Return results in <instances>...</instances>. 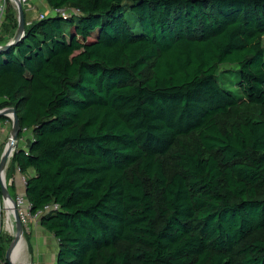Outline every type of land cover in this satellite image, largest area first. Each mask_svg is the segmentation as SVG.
<instances>
[{
    "label": "trees",
    "instance_id": "trees-1",
    "mask_svg": "<svg viewBox=\"0 0 264 264\" xmlns=\"http://www.w3.org/2000/svg\"><path fill=\"white\" fill-rule=\"evenodd\" d=\"M45 2L76 13L24 15L0 110L55 264H264V0Z\"/></svg>",
    "mask_w": 264,
    "mask_h": 264
},
{
    "label": "rangeland",
    "instance_id": "rangeland-1",
    "mask_svg": "<svg viewBox=\"0 0 264 264\" xmlns=\"http://www.w3.org/2000/svg\"><path fill=\"white\" fill-rule=\"evenodd\" d=\"M6 11H7V9H6ZM6 11H5V13L3 15H0V18H1L0 20L3 19L1 21V24H0V35H2L5 32V30H7V29H15V31L17 30L18 17L15 16L13 11H12L13 18L8 23H4L5 17L7 15H10L9 11H7V13H6ZM40 14L46 15L45 13H40ZM25 21H26V19H25ZM130 22H131V24L134 23L131 20H130ZM262 43H263V46H264V37L262 39ZM7 119L8 120L6 122L1 124V128H0V151L1 152L3 151V149L5 148L7 143L9 142V138H10L11 133H12V121H11L10 118H7ZM30 137H31L30 131H23L22 132V137L19 140L16 141V143H15L16 146L15 147H17V146L18 147H24L26 141L28 139H30ZM8 166H9V164H8ZM8 166H7V169H8ZM7 169H6V172H7ZM16 174L18 175L19 179L24 182V177L22 175H20L18 172H16ZM5 179H6V174H5ZM13 180H14V176H13ZM9 184H10V182L7 183V185H9ZM20 196H23V195L22 194H16L14 199H16L17 197H20ZM15 208L17 210L16 205H15ZM5 214H6V210L4 208V205H3L2 199H1V205H0V231H1L2 234H4V236L7 235L9 237V241L6 244V250H7L10 247L11 241L13 239L12 238L13 232L11 234L12 228H11V225H10L9 222H8V224H9V226H8V224L6 222V219H5ZM25 220H26V224L27 225L26 226L23 225V233H22L23 234V239L25 241V249L20 251V259H21L22 262H24L23 264H30L29 263V261L31 260L30 256H32V250H33V248L30 246V243L32 242L31 241V232H32L34 227H37L39 225V219H38V217H29L28 215H25ZM5 225H6V230L8 232L5 230ZM20 264H22V263H20Z\"/></svg>",
    "mask_w": 264,
    "mask_h": 264
},
{
    "label": "crops",
    "instance_id": "crops-1",
    "mask_svg": "<svg viewBox=\"0 0 264 264\" xmlns=\"http://www.w3.org/2000/svg\"><path fill=\"white\" fill-rule=\"evenodd\" d=\"M31 9L24 11L26 21H33L40 13L50 14L51 8L47 5L45 0H29ZM1 19V18H0ZM3 20V19H2ZM0 20V24L1 21ZM9 32L0 35V44H7L12 40ZM21 181L18 175H14L15 195H24V182ZM30 246L33 248L32 256H30V264H55L58 244L56 239L43 229L40 225L34 227L31 232ZM32 262V263H31Z\"/></svg>",
    "mask_w": 264,
    "mask_h": 264
},
{
    "label": "water",
    "instance_id": "water-1",
    "mask_svg": "<svg viewBox=\"0 0 264 264\" xmlns=\"http://www.w3.org/2000/svg\"><path fill=\"white\" fill-rule=\"evenodd\" d=\"M17 3V17H18V26H17V30L15 33V36L13 37V39L3 45L0 46V51H3L7 48H9L10 46L14 45L17 41H19L23 35H24V30H25V24H24V13H23V9L21 4L16 1ZM0 116H5L7 118H10L12 121V133L11 136L9 138V142L7 143V145L5 146V148L3 149V151L0 154V170L3 169L4 165L6 164V162L11 159V157L13 156V153L15 151V143L17 141V137H18V133L20 131V124H19V120L17 118V115L14 111L13 108H4L0 110ZM0 193H1V199L3 200H7L11 203H14L13 198L10 196L8 190H7V183H6V179L2 178L0 176ZM15 221H16V235L13 237L10 247L6 250L5 252V256L4 259L7 262V264H13L10 261V253L11 250L17 245L18 241H19V237L20 235L23 233V227L22 224L20 222L19 216L17 214V211L15 210Z\"/></svg>",
    "mask_w": 264,
    "mask_h": 264
},
{
    "label": "built area",
    "instance_id": "built-area-1",
    "mask_svg": "<svg viewBox=\"0 0 264 264\" xmlns=\"http://www.w3.org/2000/svg\"><path fill=\"white\" fill-rule=\"evenodd\" d=\"M16 1H18L21 4L23 11H27V10L32 8L29 0H0V15H3L5 13L8 6L12 7V9L17 14V3H16ZM74 13H76V12L69 10V9H62V10L51 9V11H50V14H59L61 16H67V15L74 14ZM45 16H47V15L38 14V16L35 18V20H41ZM31 22L32 21H25V24L30 25ZM0 128H1V126H0ZM13 200H14V203L16 204V207H17L16 211H17V214L19 216L22 227H23V225H25V226L27 225L26 220H25V215H28L29 217H38V219H40L44 213H47L50 210H55L58 208L57 205L53 204V205L45 206L42 211H39L35 214H31L30 213V206L26 202V200L24 199L23 196L17 197L16 199L13 198Z\"/></svg>",
    "mask_w": 264,
    "mask_h": 264
},
{
    "label": "bare ground",
    "instance_id": "bare-ground-1",
    "mask_svg": "<svg viewBox=\"0 0 264 264\" xmlns=\"http://www.w3.org/2000/svg\"><path fill=\"white\" fill-rule=\"evenodd\" d=\"M9 162H10V159L6 162V164L4 165L3 169L0 170V176L3 179L5 178L6 169H7V166L9 164ZM2 203H3L4 208L6 210V214H5L6 222H7V224L9 222L10 225H11V228H12L11 234L13 232V234H12V238H13L16 235V221H15V210H16L15 205L16 204L15 203H11V202H9L7 200H3ZM8 226H9V224H8ZM23 249H25V241L23 239V234H21L20 237H19V241H18L17 245L11 250V253H10V261L13 264H20V263L23 264L24 263L20 259V251L23 250Z\"/></svg>",
    "mask_w": 264,
    "mask_h": 264
}]
</instances>
